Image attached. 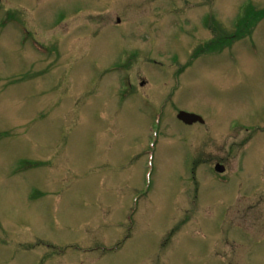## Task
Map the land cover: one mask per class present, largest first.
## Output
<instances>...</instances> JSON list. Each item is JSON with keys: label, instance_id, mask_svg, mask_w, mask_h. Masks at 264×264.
Segmentation results:
<instances>
[{"label": "rangeland", "instance_id": "obj_1", "mask_svg": "<svg viewBox=\"0 0 264 264\" xmlns=\"http://www.w3.org/2000/svg\"><path fill=\"white\" fill-rule=\"evenodd\" d=\"M0 264H264V0H0Z\"/></svg>", "mask_w": 264, "mask_h": 264}, {"label": "water", "instance_id": "obj_2", "mask_svg": "<svg viewBox=\"0 0 264 264\" xmlns=\"http://www.w3.org/2000/svg\"><path fill=\"white\" fill-rule=\"evenodd\" d=\"M178 119L188 125H192L196 122L204 123L201 117L193 115V114L184 113V112L179 114ZM224 170L225 169L222 166H217L215 171L219 173H224Z\"/></svg>", "mask_w": 264, "mask_h": 264}, {"label": "flooded vegetation", "instance_id": "obj_3", "mask_svg": "<svg viewBox=\"0 0 264 264\" xmlns=\"http://www.w3.org/2000/svg\"><path fill=\"white\" fill-rule=\"evenodd\" d=\"M119 21H120V20H119ZM203 26L205 27L206 30H208V28H207V27H208V22L205 23ZM206 44H208V42H207V43L205 42V44H203V45H206Z\"/></svg>", "mask_w": 264, "mask_h": 264}]
</instances>
